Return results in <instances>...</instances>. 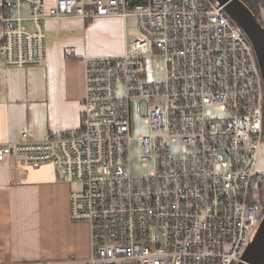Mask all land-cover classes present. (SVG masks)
I'll list each match as a JSON object with an SVG mask.
<instances>
[{
	"label": "built area",
	"instance_id": "obj_1",
	"mask_svg": "<svg viewBox=\"0 0 264 264\" xmlns=\"http://www.w3.org/2000/svg\"><path fill=\"white\" fill-rule=\"evenodd\" d=\"M110 16H133L141 36L83 59L80 126L40 142L24 132L0 161L63 172L71 220L90 225L87 264H239L264 218V82L216 0H0V68L46 65L49 18ZM134 111L148 176L131 170Z\"/></svg>",
	"mask_w": 264,
	"mask_h": 264
},
{
	"label": "crops",
	"instance_id": "obj_2",
	"mask_svg": "<svg viewBox=\"0 0 264 264\" xmlns=\"http://www.w3.org/2000/svg\"><path fill=\"white\" fill-rule=\"evenodd\" d=\"M87 22L47 19L46 65L0 68V144L19 141L24 132L40 142L51 130L80 126L83 59L121 55L129 37L127 19L121 16ZM72 23H80L87 31L110 26L104 31L119 32L121 46L109 55L96 47L85 51L82 37L65 35ZM49 35L56 37L50 43ZM70 51L72 56H68ZM72 188L51 163L33 166L11 158L0 161V264H87L92 255L91 229L87 222L71 220Z\"/></svg>",
	"mask_w": 264,
	"mask_h": 264
},
{
	"label": "rangeland",
	"instance_id": "obj_3",
	"mask_svg": "<svg viewBox=\"0 0 264 264\" xmlns=\"http://www.w3.org/2000/svg\"><path fill=\"white\" fill-rule=\"evenodd\" d=\"M262 9V8H261ZM27 15V12L24 13ZM259 17V21L264 25V9L259 10L257 12ZM127 19V28L129 37H139L141 36V30L139 28L137 20L130 16ZM94 21V20H93ZM91 23L88 21L87 24ZM29 25V24H28ZM30 27V26H29ZM110 28V26H106ZM106 27H103L104 29ZM1 28V26H0ZM103 28H92L87 31L80 23H72L69 25L68 29L66 30V37L67 36H79L82 37V43L85 47V51L91 48H98L99 50H103L104 53H113L117 50L119 45L121 46L122 38L120 39L119 32L114 34L113 30H105ZM55 36L48 37V42L54 40ZM107 44H110L107 45ZM109 55V54H108ZM104 56V55H103ZM153 69H149V78H154L156 75L161 76V73H156V65ZM213 115H223L224 111L220 108L210 106L208 108ZM147 125L145 124L144 118L140 117L135 111L132 114V130H131V170L134 176H148L154 170V163L149 161L147 164H144L141 161L140 154H141V144L142 140L139 138V135L147 133ZM173 151H176L179 148V142L177 140L172 141L170 144ZM264 199V195L262 196V200Z\"/></svg>",
	"mask_w": 264,
	"mask_h": 264
},
{
	"label": "water",
	"instance_id": "obj_4",
	"mask_svg": "<svg viewBox=\"0 0 264 264\" xmlns=\"http://www.w3.org/2000/svg\"><path fill=\"white\" fill-rule=\"evenodd\" d=\"M249 38L264 82V25L243 0H216ZM239 264H264V218Z\"/></svg>",
	"mask_w": 264,
	"mask_h": 264
},
{
	"label": "trees",
	"instance_id": "obj_5",
	"mask_svg": "<svg viewBox=\"0 0 264 264\" xmlns=\"http://www.w3.org/2000/svg\"><path fill=\"white\" fill-rule=\"evenodd\" d=\"M243 1L250 7V9L254 12L257 20L259 21L257 12L259 13V10L264 9V0H243Z\"/></svg>",
	"mask_w": 264,
	"mask_h": 264
}]
</instances>
